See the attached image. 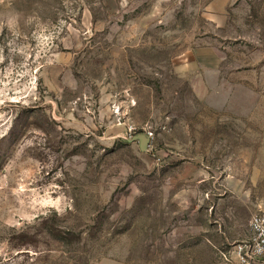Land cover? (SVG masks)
Instances as JSON below:
<instances>
[{"label":"rangeland","instance_id":"1","mask_svg":"<svg viewBox=\"0 0 264 264\" xmlns=\"http://www.w3.org/2000/svg\"><path fill=\"white\" fill-rule=\"evenodd\" d=\"M212 1L0 0V264H237L264 0Z\"/></svg>","mask_w":264,"mask_h":264},{"label":"built area","instance_id":"2","mask_svg":"<svg viewBox=\"0 0 264 264\" xmlns=\"http://www.w3.org/2000/svg\"><path fill=\"white\" fill-rule=\"evenodd\" d=\"M250 229L251 239L240 242L233 251L237 264H252L264 259V209L261 207L252 215Z\"/></svg>","mask_w":264,"mask_h":264},{"label":"crops","instance_id":"3","mask_svg":"<svg viewBox=\"0 0 264 264\" xmlns=\"http://www.w3.org/2000/svg\"><path fill=\"white\" fill-rule=\"evenodd\" d=\"M233 0H213L210 4V11L214 13L220 14V12L224 11L225 6Z\"/></svg>","mask_w":264,"mask_h":264},{"label":"water","instance_id":"4","mask_svg":"<svg viewBox=\"0 0 264 264\" xmlns=\"http://www.w3.org/2000/svg\"><path fill=\"white\" fill-rule=\"evenodd\" d=\"M134 138L140 140L142 151L147 150V147H148L149 142H150V138L146 134H138Z\"/></svg>","mask_w":264,"mask_h":264}]
</instances>
